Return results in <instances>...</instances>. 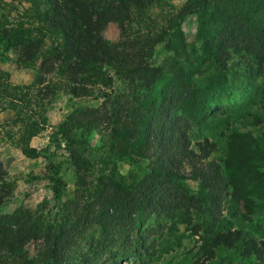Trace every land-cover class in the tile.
<instances>
[{
    "label": "trees",
    "instance_id": "16d2710c",
    "mask_svg": "<svg viewBox=\"0 0 264 264\" xmlns=\"http://www.w3.org/2000/svg\"><path fill=\"white\" fill-rule=\"evenodd\" d=\"M25 1H29L27 11L38 26L35 29L22 24L14 29L3 26L0 42L5 48L18 49L17 61L22 65L41 54L43 76L54 71L55 65L58 70L64 68L68 79L77 82L69 85L76 100L103 95L117 104L119 96L105 91L113 87V74L123 76L129 84L135 83L130 107L124 113L112 112L113 119L106 120L116 128L120 153L129 159L133 154L150 157L151 161L146 174L132 186H125L112 176L99 178L94 189L97 200L71 222L66 213L69 202L59 166L48 160L46 174L52 179L55 211L44 222L38 217L24 220L15 212L0 213V264H60L63 259L68 262L71 244L83 233L80 224L88 219L97 220L102 237L117 219L132 221L136 215L150 214L174 217L180 213L186 226L192 225L195 214L207 221L209 232H214L224 220L219 217L224 208L234 214L242 207L240 214L250 219L255 207L264 204V133L232 130L226 134L223 157L212 158L215 142L204 138L193 143L188 135L189 120L184 113L177 114L179 107L204 96L203 87L181 68L176 67L170 79L165 69L153 66L146 59L151 47L132 51L120 61L110 53V44L101 33L106 22L117 23L124 36L131 30L133 20L137 24L150 20L151 9L164 0ZM188 14L199 18L202 25L199 36L211 53L209 60L222 63L232 52L239 53L246 70L264 81V0H185L170 19L169 27L153 39L163 42L158 53L171 45L166 33L179 27ZM44 38L48 39L47 50ZM94 77L104 86L97 93L90 89ZM122 117L126 122L120 125ZM74 162L76 167L83 168L79 155ZM184 167L188 168L186 176ZM188 178L201 182L205 192H195ZM5 186V170L0 161V205L6 201ZM93 213V219L89 218ZM194 224L195 233L201 226ZM222 237V230L215 231L212 246ZM241 238L242 254H253L264 262V240L244 235ZM32 241L40 242L34 255L27 248ZM207 249L212 253V249Z\"/></svg>",
    "mask_w": 264,
    "mask_h": 264
},
{
    "label": "rangeland",
    "instance_id": "374dc122",
    "mask_svg": "<svg viewBox=\"0 0 264 264\" xmlns=\"http://www.w3.org/2000/svg\"><path fill=\"white\" fill-rule=\"evenodd\" d=\"M184 2L164 0L151 9L150 20L140 24L133 20L131 30L124 36L114 21L106 22L101 33L109 42L114 59L120 61L132 51L151 47L146 59L153 66L165 69L170 79L176 67L181 68L203 87L204 96L179 107L177 114L184 113L189 120L188 135L192 142L204 138L214 141L216 150L211 156L221 159L228 132L264 133V81L246 70L239 53L232 52L222 63L209 60L211 53L199 36L202 25L196 14H188L179 27L166 33L171 45L158 53L163 42L153 39L169 27L170 19ZM29 6L25 0H0V28L14 29L22 24L35 29L38 23L29 16ZM48 44L44 38L45 50ZM18 55L16 47L5 48L0 42V161L5 170L7 194L0 213L15 212L24 220L38 217L44 222L55 211L52 179L46 174L51 160L59 166L69 202L66 213L73 222L97 200L94 189L99 178L112 176L125 186H132L149 169L150 157L133 154L129 159L120 153L116 128L106 120L113 119L112 112L124 113L130 107L135 83L129 84L123 76L113 74V87L105 91L119 96L117 104L103 95L76 100L69 85L77 82L68 79L64 68L58 70L55 65L54 71L43 76L41 54L23 65L17 61ZM92 81L95 83H91L94 86L90 89L94 93L103 89L98 78ZM122 122H126L123 117L120 125ZM74 153L79 155L83 168L76 167ZM183 174H188V168ZM188 182L195 192H205L198 180L188 178ZM241 210L242 207L233 214L224 208L219 216L224 220L214 232L208 231L203 215V219H198L194 214L192 225L186 226L180 213L174 217L150 214L136 215L132 221L117 219L103 237L93 213L89 216L93 220L80 224L83 233L71 244L67 252L69 261L63 259L60 264H264L253 254L244 255L241 251L243 235L264 240V204L255 207L250 219L242 216ZM194 223L201 226L195 233ZM218 230H222L223 237L213 247L211 238ZM39 243L27 244L31 255L36 254ZM207 247L212 253H208Z\"/></svg>",
    "mask_w": 264,
    "mask_h": 264
}]
</instances>
